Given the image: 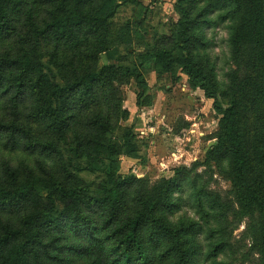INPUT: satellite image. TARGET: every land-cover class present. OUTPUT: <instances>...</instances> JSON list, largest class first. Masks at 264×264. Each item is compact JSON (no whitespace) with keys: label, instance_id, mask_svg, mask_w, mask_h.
I'll use <instances>...</instances> for the list:
<instances>
[{"label":"rangeland","instance_id":"1","mask_svg":"<svg viewBox=\"0 0 264 264\" xmlns=\"http://www.w3.org/2000/svg\"><path fill=\"white\" fill-rule=\"evenodd\" d=\"M254 1L124 0L111 20L112 45L98 68L121 65L134 75L106 80L97 86L93 104L72 109L66 139L54 137L41 120H28L35 139L49 148L30 154L0 142V165L7 159L38 173L39 158L55 181L87 194L120 185L123 216L150 215L140 230L147 264H264V59L242 27L251 5L261 4L264 11V0ZM187 5L189 40L185 23L177 24ZM48 9L43 0H23L16 31L0 39V51L35 52L61 81L68 77L62 49L50 37L41 38L29 19L42 26ZM157 51L163 53L156 59ZM233 103L244 151L246 146L251 155L242 172L222 140L221 108ZM91 115L108 118L106 137L120 154L80 146L77 137L89 131ZM39 187L49 193L45 181Z\"/></svg>","mask_w":264,"mask_h":264},{"label":"trees","instance_id":"2","mask_svg":"<svg viewBox=\"0 0 264 264\" xmlns=\"http://www.w3.org/2000/svg\"><path fill=\"white\" fill-rule=\"evenodd\" d=\"M43 1L49 5L43 25L38 26L32 16L30 24L41 38L50 37L62 49L68 77L53 79L35 52L0 51V142L5 149H23L30 154L49 145L35 139L28 120H41L54 137L66 139L74 117L72 109L93 104L97 86L105 85L106 80H117L124 72L131 78L135 71L121 65L98 68L101 54L112 45L111 20L119 0ZM22 4L23 0H0V39L16 31L15 15ZM179 14L183 19L177 24L185 23L182 31L189 40L192 15L188 5ZM243 21V30L247 28L248 38L259 45L257 51H262L264 59L261 4L251 5ZM164 52L165 56L171 53ZM111 73L114 79L108 78ZM221 111L222 140L230 146L236 171L242 172L251 155L246 146L244 151L240 113L236 103ZM122 112L123 119L127 118L129 112ZM86 126L89 131L82 139L77 137L80 146L87 144L94 150L103 146L110 156L122 152L106 137L108 118L91 115ZM259 150H263L261 146ZM36 163L38 173L24 164L13 167L7 159L0 165V264H147L140 230L150 215L136 211L123 216L125 199L120 185H106L100 193L87 194L55 181L41 159L36 158ZM41 180L49 189L47 195L39 187ZM241 198L245 200V192ZM260 204L264 238V198Z\"/></svg>","mask_w":264,"mask_h":264},{"label":"crops","instance_id":"3","mask_svg":"<svg viewBox=\"0 0 264 264\" xmlns=\"http://www.w3.org/2000/svg\"><path fill=\"white\" fill-rule=\"evenodd\" d=\"M118 2L122 3L123 1L119 0ZM131 157H134V156L131 155ZM125 159L132 160L133 158H125Z\"/></svg>","mask_w":264,"mask_h":264}]
</instances>
